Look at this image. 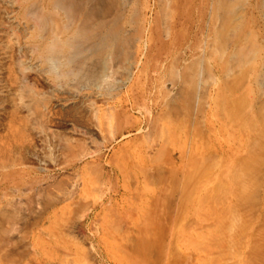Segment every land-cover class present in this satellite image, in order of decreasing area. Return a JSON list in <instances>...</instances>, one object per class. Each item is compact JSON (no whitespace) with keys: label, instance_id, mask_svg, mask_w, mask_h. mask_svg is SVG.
<instances>
[{"label":"rangeland","instance_id":"1","mask_svg":"<svg viewBox=\"0 0 264 264\" xmlns=\"http://www.w3.org/2000/svg\"><path fill=\"white\" fill-rule=\"evenodd\" d=\"M36 1L37 0H0V255L2 256V253L5 252L8 254L11 253L7 256L8 258L6 257L7 259H2L0 256V264H157L150 261L156 252L163 258H159L158 264H185V260L187 261L189 257L191 258L190 264H199L200 261V264H208L209 261V264H211L213 262L212 259H214L213 264H215L216 259L219 261L217 264H223L225 260L226 263L229 264V259L227 260V258H230L229 256L233 258V260L230 259L232 263L235 257L239 259L238 256L240 254L238 255V252L240 251H238V247L243 248L240 249L242 250L241 253H243L242 256H246V261L245 259L242 260L243 258L240 257L239 263L254 264L256 259L252 260V257L256 258L253 256V253L256 255L255 250L257 249L255 248L258 246L257 243L259 242L261 245L264 243V144L262 142V140H264V124L262 125L261 121L257 122L258 117L262 118L260 114H264V110L260 113V111L264 109L261 107L262 104L264 105V83H262V86H260V84L257 86V84H253L252 81H250L251 83L246 82L247 85L250 84L249 86H253V88L250 87V89L253 90L252 92L250 91L251 95L249 91L246 92L247 96L244 91L241 92V90L249 88L247 85H244V87L241 86L242 88L240 87L241 89L239 88V90H237L239 95H237L235 91L237 96L242 94V98L248 97L249 107L248 105H246V107L243 101L241 102L242 106L244 108L246 107L244 116L247 111L252 114L251 110L253 109V118L254 120L257 119L254 124L260 123L263 126L261 128L260 124L257 125V129H260L261 141H258L259 144L256 142V145H251L253 147L249 145V149V146L246 144L249 141L250 143L253 141L252 138L253 134H255V130L252 132V129L247 125L246 128L249 129L244 131H248L247 134H249L243 137L241 123H238L240 125V131L242 129L241 134L240 131H237L239 125L236 122L232 121L236 123V125L234 123V125H230V119L228 118V120L226 117L234 114L233 110L235 107L233 109L231 105L232 108L230 109H232V114L229 112L231 110H228L232 100V104L235 105V103H233L234 98L232 99L233 96L231 97L232 100H229L230 103L228 101L229 104L223 103L224 101L226 102V98L228 99L229 97L230 99L229 93H231V90L229 92V89L225 87L229 82H224L226 83L224 86L222 83L223 75L218 76V74H214V71H216L214 69L218 68V66L220 68V65H222V63L219 62L223 61L218 57H220V54H223V50H221V45L218 43L220 41L217 39V35L214 31L209 33L211 26L214 27L213 24L215 22V19L211 20L212 4L210 5V0H181L183 3L180 0H176V2L168 0H164L165 2L163 0H149V2L148 0H129V2L126 0L125 2L128 1V3L123 11V18L120 20V24L117 22L116 24L118 25L115 26H122H120V33L123 35L128 31L130 32L126 35L129 37L132 35V38L135 40L134 42L133 39H131L135 44H131L132 47L133 45L135 46V50L131 48V50H134L135 56L134 53H131L132 57L134 56L132 58L134 61L131 62L132 65L130 64L131 59L128 60V64L131 66L126 64L127 60L123 61V63L121 61L124 65L123 67L120 60H124L125 58L123 57L122 59L118 51L113 52L114 50H109L107 55L106 52L105 54H103L104 52L98 53L99 55L103 54L102 56L96 54L98 51L100 52L101 49L100 46L97 45V41H99L100 35L105 33L102 28L99 29L100 31L98 33L97 30H93V33L86 34V36H90L89 38L86 37V39H84V36V38H81L80 42L79 39L75 40V45L74 41H70V43L69 41L68 43L65 42L66 37L69 38V36L74 34L73 31L79 30L78 27H81L79 26L80 24L83 26V23L86 22L84 26L87 27L86 29L90 32V24H93V19L98 16L93 17L91 15L89 8L91 7V0H68L67 3L66 0H63V2L65 1L64 3H66L65 8L54 6L57 2L56 0L37 1L40 3ZM206 1L209 3L207 4ZM31 2L35 5L37 4L35 9H33L35 6L33 8L31 7L33 6ZM63 2L62 5L64 4ZM259 3L262 4V0H259ZM29 4L31 6H29ZM166 4L167 7L170 8L169 11L166 10L169 15L165 13L162 15L163 10L159 9H161V6L163 9ZM40 6L43 8L41 9ZM177 6L179 7L177 8ZM59 8L63 9L60 10ZM67 8L68 11H64ZM135 9H138V11L136 12ZM172 9L174 12H171ZM51 10H56V12H58L56 13L53 11L55 12L54 15L57 14L59 16L60 19L56 18L60 20L61 26L63 22L65 23L64 25H66L65 29L66 27L68 28L65 30L64 27H61L62 34L59 32L61 35L57 37L58 42L60 39L61 41L64 40V46L60 47L63 48L59 49V53L56 52L51 54L52 57L56 55L55 58H58L57 60L62 64L58 63L60 66H57L59 69L61 68L60 70L58 69L60 71L58 73H62L61 75L59 74L60 76L53 72L52 67H50L52 70L49 69L46 59L48 56L50 57V54L46 56L47 52L45 46L48 45L49 41L52 40V36L55 35L54 31L52 33L55 25L49 20L52 19L49 14L52 13ZM30 11L31 13L29 14ZM190 11L192 12L189 13ZM196 11H198V14ZM202 12H204V14ZM32 13L35 14V17ZM172 13L174 17H172ZM213 13L214 10L212 14ZM247 14L248 17L251 18H248L249 21L246 23L245 27L256 31L257 41L261 42L264 46L263 12L260 13V11L254 7V9L249 8ZM83 15L91 16L93 19L91 18L92 20H89L87 17L90 23L88 21H82L84 20L83 18H85ZM164 15L168 16V19L170 16L171 19L168 21L167 18H164ZM70 16L71 18L69 19ZM37 17L39 18L37 19ZM67 17L69 20H67ZM129 17H133L132 19H135V21L131 20ZM107 18L109 19L110 25H107V28L104 27V29L106 28V31L114 30L112 27L115 21L110 19L111 17ZM207 18L209 19L208 23L206 21ZM210 21H213L212 25ZM168 22L170 23L167 24ZM85 27L83 29H81V27L80 29L84 30ZM165 27L169 28L166 29ZM87 30L85 32H87ZM124 31L126 32L123 33ZM131 31L134 32L131 33ZM7 32L11 33L8 34ZM164 32L169 35L165 37L164 35L166 34H164ZM134 34L136 37H134ZM9 35H11L10 40ZM91 35L93 39H90ZM87 39L90 40L85 42ZM139 39L140 41H138L137 44V40ZM82 40H85V43ZM6 42L11 45L10 51H8L5 46ZM94 42L96 43L94 44ZM81 43L83 44L81 45ZM95 45H97L99 49L96 48ZM88 46L89 49L93 47L96 49L85 50V47L88 48ZM71 49L72 51L75 49L78 52H71ZM90 53L91 56L95 54L94 56L97 57L98 60L100 57L103 59V56L107 61L111 60V64L106 63V65H110V70H108V66H106L107 68L102 67L112 74L111 76L110 74L107 76H110L107 80L103 79L107 78L104 77L106 74L103 75V78L99 76L100 79L102 78L105 81L97 79L98 72L96 74L94 69L96 71L103 70L99 68V66H101V64H98L100 60L99 62H94L95 64L91 63L92 60H98H95L97 59L95 57H92V59L89 55ZM110 54L111 57H113L111 59ZM113 54H118V56L120 54L121 59L117 56L119 60H117V63L119 62L117 65L119 66L116 65V55L114 56ZM60 57L62 58L60 59ZM220 58H222V56ZM89 60L91 64L88 63ZM112 61L114 63H112ZM89 65H92V67ZM209 65L213 71L211 68V70L209 69ZM87 66L88 68H85ZM195 66H197V69ZM80 67H82V69ZM194 68L197 71L196 73H193ZM199 68L202 70L199 71ZM79 70L82 71L80 72ZM107 70L104 71V73H107ZM223 71L230 76L228 78L227 75L226 77L224 75V77L232 80L233 77L231 76L233 75V71H228L226 65ZM78 72H83L84 75H86L84 76L83 73L81 75ZM93 72H95V74ZM224 72L223 74H225ZM230 72L231 75H229ZM75 73L76 76H73ZM100 73L104 74L103 72ZM210 73L212 75L214 74L215 77H212ZM197 74H200L198 77L202 76L201 80L197 77ZM88 75L90 77L95 75L93 78H95L97 82H93V78H89ZM190 75L197 78L198 85H195L196 88L199 86L197 91L195 87L183 84V80L186 81L188 78L190 79ZM87 77L92 81H87ZM185 77H187L186 80L183 79ZM112 79H114V81ZM86 81L88 83H86ZM106 81L108 85L105 86L104 83H106ZM117 82L120 83L116 84ZM97 83L101 84L95 87L94 84ZM81 84L83 86L87 85L83 87ZM183 85L188 86L184 87ZM200 85L203 87L201 86V88ZM22 86L24 90L21 88ZM217 88L218 90H216ZM225 88L229 96H226L228 94H226ZM201 89L204 91L208 89L209 95L207 96L206 94L208 93ZM22 90L24 92H22ZM220 90L223 92L221 96L218 95V92H221ZM186 91L189 93L187 94L189 97L188 100H192L195 95L198 98L195 97L196 99H193L191 103L188 102L189 104L186 102L188 105L184 104L183 107L185 108L182 109L183 107H181V105H183L182 103H185V101L180 102V100H182V97H185L184 100H187V95L183 96L181 92L185 93ZM194 92L196 94H194ZM210 92H212V94ZM216 92L218 96H215V98L220 96V98H218V104L221 101V103L228 106L225 108H227L229 116H227L228 113L225 115L227 112L225 109L220 111L222 115L219 113L220 106L222 105L221 103V105L219 104L220 106L216 105L217 108H215L216 106L214 103L217 104V98L214 100V95ZM20 93H23L22 97ZM30 93L31 95H28ZM190 93L194 96L192 97ZM30 97H33V100H31ZM170 100L172 101L170 102ZM207 100L209 102H207ZM174 101L177 104H174ZM235 102L239 103L237 100ZM250 102L253 103L251 104ZM260 102H262V104ZM200 103L204 105L202 106ZM30 104H32V107H30ZM171 104L174 105L171 106ZM197 104L200 106L198 107ZM250 104L253 105L251 110L250 108L252 106ZM175 105H178V107L180 106L182 111L187 109V107L189 108L190 105L192 108L194 106V109H189H191V111L196 110V113L192 115V112L189 113L188 109L187 111H183L184 114L182 115L184 116H182L181 113L179 114V112H182L181 109L174 107ZM169 106L174 110H169ZM242 106L237 107L243 108ZM239 108L236 109L239 110ZM178 109L180 110L179 112H177ZM237 110L234 111L236 112ZM162 111L164 112L161 113ZM185 112H187V115H185ZM217 112L223 120L219 118L216 114ZM238 112H241V110ZM206 114L207 117L205 116ZM235 114H237V112ZM174 116H177V119ZM217 116L218 118H216ZM246 116L249 117V115ZM246 116L243 117L244 120ZM230 117L231 120L234 119L232 116ZM224 118L228 122L225 121ZM250 119H252V117ZM244 120L243 122L246 123ZM252 120L249 121L252 123ZM226 123L230 126L229 128H226L228 127ZM196 126H198L199 131ZM231 126H237L238 129L234 127V129L230 130ZM218 129L221 133L216 132ZM233 130H235V132ZM232 132L234 135L231 134ZM256 133L258 132L256 131ZM220 134L224 138L219 136ZM249 135H251V140ZM208 137H210V139ZM214 139L216 140L214 141ZM217 139H219V141L221 140L220 143H222L225 148L232 147L228 149V155H225V157L223 156L225 162L220 159L221 156L215 153V148L218 146L217 143H219ZM231 139H234L236 144L235 141ZM240 139L242 141H240ZM262 145L263 147H260ZM85 151L87 152L84 153ZM247 151H249L248 153H250L251 156ZM231 152L233 154H231ZM252 153L254 154L252 155ZM180 154L185 157L180 156ZM212 154L214 157L211 156ZM193 155L194 158H192ZM230 155L234 156L230 161L231 163L228 164V156ZM237 155L238 160H241L245 155L246 158L247 155L248 157L250 156L249 159L253 158L251 159L252 161L250 160V162H254L253 168L248 169V159L246 163L247 169H245L246 166L244 167V164L236 163L235 159L237 161ZM206 157L207 159H205ZM208 157L211 159H208ZM217 158V161H223V165H220L222 164L220 161L221 163L217 162L218 166H216ZM194 159L195 161L193 163ZM181 160H183V162ZM202 160L205 165L208 164V166H206L207 168L210 167L209 169L205 168L206 172L204 168L202 169V167H205L203 162L201 163ZM240 160L238 162H240ZM205 161L208 163H205ZM180 162H182V164ZM209 162L211 164L213 163V166L209 165ZM214 163H216V165H214ZM119 167L120 169H118ZM250 167H252V165ZM250 169H252L251 172L249 171V174H247ZM246 171V174H242ZM138 180L140 183L137 185ZM132 181L135 182L132 183ZM171 182H173L174 185L170 184ZM176 182L178 184L175 186ZM88 183L90 185H88ZM85 185L89 187V191L86 190L87 186ZM218 187L227 189L221 190ZM136 188L139 190V193L135 192ZM145 188L149 191L145 190ZM217 188L219 189L218 192ZM84 189L86 192L88 191V194L85 192L83 194V199H79L80 201L78 197L72 199V195L78 192L80 193V191ZM220 191H222L225 196L224 198L220 197L222 196ZM169 192L173 197L170 194L168 195ZM102 193L103 195H101ZM212 193L215 195V198H220L218 202L214 196H212ZM214 193L221 194L216 195ZM109 196L110 198L114 196L112 198L118 199L117 206L110 205ZM200 197H203V199ZM162 198H164V200ZM205 198L208 200L209 204L207 201H204L202 202L203 204L200 203L202 205L199 207L198 203L205 200ZM214 200L216 201L214 202ZM231 202L232 204L235 203V208L232 207L233 205L230 206ZM237 202H242L244 206L237 205ZM87 203H89L88 208H86ZM211 204L212 206L215 205L213 207L215 208V212H217L216 215L215 213L213 214L214 209L211 207ZM190 205H192V207ZM203 205L205 206L203 207ZM120 206H123L124 208H122L125 211H123ZM216 206H221V208ZM142 207H144L146 211L142 209ZM165 207L169 208L164 210ZM229 207L233 209L230 210ZM225 208L229 209V211H225ZM218 209L219 211H217ZM221 209H223L222 212ZM119 212L124 219L120 216ZM182 212L187 213L182 214ZM199 213L202 214L200 215ZM223 214H225V216ZM178 215L181 220L178 218L175 219ZM219 215L222 219H218H221L222 223L221 220H219L220 222L218 219L216 220ZM203 216L206 217L204 220H197L200 217L203 218ZM211 216H214L215 220ZM147 218H149V220L151 219L153 224L146 231H142L141 233L137 232V234L136 224L141 225ZM192 218L193 221L191 220ZM165 219L169 220V222L164 221ZM194 219L196 223L198 222L197 224L191 223L194 222ZM213 220L215 221V224L213 223L214 226L212 227V224L209 227L216 236L218 235V238L220 237L219 235H221L222 240L220 241V238L218 239L216 236L214 238L210 237L214 236V233H210L207 227ZM233 220H235V222H233ZM112 221L114 226L117 223L121 225H116L115 227L118 228H114L113 230V227L110 226H113L112 223L110 224ZM171 221L174 222L171 223ZM177 221L178 225H174ZM114 222L117 223L115 224ZM216 222L221 223L220 225L218 223L219 227L222 225V228H225V226L226 228H219ZM223 223H225V226ZM193 226H196L198 233L195 232V227ZM197 226L201 227L202 230V227H204L203 231L205 232H202ZM119 227L123 229V232L127 231L125 233V238L122 236L125 234L120 232L121 229H119ZM181 227L183 229H181ZM127 228H129V230H127ZM131 228L134 230V233L133 231L131 232ZM217 228L220 229L219 234ZM118 229L120 231H118ZM170 231L171 235L168 233ZM201 232L202 234L205 233L204 239ZM221 232L223 233L221 234ZM164 233L170 235L169 239L171 244L170 242L168 243V239L163 241L161 238H158ZM174 233L176 238L175 240H171V236L174 238ZM136 234L137 236L134 238ZM151 235L156 236L155 241H151L154 242L153 246H149L151 255L145 262H139L143 258L140 253L141 249L139 247L142 246L140 243L147 240ZM205 235L206 237L208 236V239H217L216 242H212L211 239L208 240L213 245L217 243V241H219V243H217L219 244L217 245L219 248L223 245V249H220V252L221 250L223 252L221 253L223 254L221 255L222 258H220L221 256L217 258L216 255L219 251L216 249L218 247L215 244L214 249L211 243H207L208 241L205 239ZM128 237L129 242H127ZM232 237L233 239L229 240V238ZM138 238L142 239L139 240ZM227 238L231 241L230 243L227 241ZM240 238H242V240H240ZM235 239H238V242H243V240L244 242L240 244L236 242ZM200 241L202 243H200ZM232 241L234 244H238V246L236 247ZM126 242L129 243V245ZM252 242H255L257 245H253L255 246L253 250L251 248L252 246H250V244H253ZM228 243L231 245L230 248H227ZM198 244H200V246ZM220 244L222 245L220 246ZM229 244L228 246H230ZM232 244L236 247V251H232L234 253L230 255L228 250H235ZM198 247H200V250ZM201 247L206 248L204 249ZM126 250L129 252H126ZM173 250L176 251V255ZM160 251H163V254H159ZM171 251L174 252V256H177L176 260H173L174 257L171 258L173 255H168L169 252L171 254ZM213 251L217 254L215 255ZM243 251L245 254L247 251L248 258L247 254L245 255ZM138 253L140 254L138 255ZM179 254L185 255H181L182 259H180L181 257ZM129 255L130 257H128ZM211 255H215L216 258ZM202 258L203 260H200ZM160 259L162 260L161 263ZM235 262L239 264L237 261Z\"/></svg>","mask_w":264,"mask_h":264},{"label":"bare ground","instance_id":"2","mask_svg":"<svg viewBox=\"0 0 264 264\" xmlns=\"http://www.w3.org/2000/svg\"><path fill=\"white\" fill-rule=\"evenodd\" d=\"M37 1H39V0H37ZM36 1V2H37ZM41 1V0H40ZM57 2L54 4V6H56V7H66V3H67V1L68 0H66V3H64L63 2V0H56ZM81 1V0H80ZM90 1V0H89ZM126 0H91V7H89L90 8V11H91V15L93 16V17H95V16H97L95 19H93V17H91V16H85V15H83V16H85V18H83L84 20H82V21H88L87 20V17L89 18V20L92 18L93 19V24H90L91 26H90V32H88V30L86 29L87 27H85L84 25H85V23H83V22H81V23H83V26H82V24H80L79 26H81V27H78V29L79 30H76V31H73L74 32V34L73 35H71V36H69V38L68 37H66V40H65V42H67L68 43V41H69V43H70V41H74V45H75V40H78L79 39V42L81 41V38H84V36H85V38L84 39H86V37L87 38H89L88 36H86V34H88V33H93L94 31H96L97 30V33L100 31L99 29L100 28H102L103 29V32H105V33H103V35H100V37H99V41H97V45L98 46H100V52L98 51L96 54H100V53H102V52H104L103 54H105V52H106V55H107V52H109V50H111V51H113V52H115V51H118L120 54H121V58L123 59V57L125 58L124 60H120V63H121V61H122V63H123V61H125V60H127V65L128 66H131L132 65V63L131 62H133L134 60L132 59L134 56H135V53H134V50H135V44H134V42H135V40L132 38V35H130V37L129 36H127L128 34L127 33H130L129 31L126 33V34H122V33H120V31H121V25H119V26H115V25H118V24H120V20L123 18V11H124V9H125V7H126V4L128 3V1L127 2H125ZM164 1V0H163ZM165 1H167V0H165ZM164 1V2H165ZM168 1H175L176 2V0H168ZM181 1V0H180ZM184 1V0H183ZM189 1V0H188ZM196 1V0H195ZM201 1H203V0H201ZM253 1H254V3H253ZM62 2L64 3L63 5H62ZM130 2V1H129ZM134 2H136V1H134ZM148 2H149V0H148ZM161 2V1H160ZM170 2V3H171ZM182 2V1H181ZM180 2V3H181ZM193 2V1H192ZM207 2V1H206ZM31 3H33V2H31ZM30 3V4H31ZM37 3H40V2H37ZM168 3V2H167ZM183 3V2H182ZM188 3V2H187ZM209 2H207V4H208ZM29 4V6H31ZM169 4V3H168ZM177 4H178V2H177ZM192 4V3H191ZM195 4V3H194ZM212 4V12H213V10H214V13L212 14V12H211V20H213V19H215L214 21V24H213V26L214 27H212L211 26V28H210V32L209 33H211V31H214V33L217 35V39H219V41L220 42H218V43H220V45H221V50H223L222 51V53L223 54H220V53H218V54H220L219 56L221 57L222 56V58H220V57H218L221 61H223V62H219V63H222V65H220V68H219V66L218 65H216V66H218V68H215L214 70H216V71H214V74L215 75H217L218 74V76H222L221 78L223 79V85L225 86L226 85V83H224V82H229V84L227 83V86H225L227 89H229V92H230V90H231V93H229L230 94V99H229V97H228V99L226 98V102L224 101H222L223 103H228V101L229 100H232L233 98H234V102L233 103H235V105H233L232 104V101H231V103H230V101H229V103H230V107H229V109L228 110H231V111H229L230 113L232 112V109H230V108H232L231 107V105L233 106V109H234V107H235V109L234 110H237L236 108H239V107H241L242 106V104H241V102L243 101V103H245L244 105L246 106V105H248V107H249V104H248V102H249V100H248V97H244V98H242L243 96H242V94H240V96H237V95H239V93L237 92V90H239V88L241 87V86H243L244 87V85L246 86L247 84H246V82H249V83H251L250 81H252V83L254 84H257V86L260 84V86H262L263 84L262 83H264V46L261 44V42H258L257 41V33H256V31H253V30H250V28L248 29V27H245V25H246V23L249 21V19L251 18V17H248V14H247V12H248V9L249 8H251V9H254V7H256L259 11H260V13H262L263 12V19H264V0H262V4H260L259 3V0H210V5ZM33 6H31L33 9H35L36 8V5L33 3L32 4ZM65 5V6H64ZM69 5V4H68ZM133 5H134V3H133ZM135 5H136V3H135ZM157 5H158V3H157ZM170 5V4H169ZM183 5V4H182ZM190 5V4H189ZM198 5V4H197ZM253 5V6H252ZM192 6V5H191ZM194 6V5H193ZM205 6V5H204ZM41 7V9L43 8L42 6H40ZM39 7V8H40ZM134 7V6H133ZM158 7H159V5H158ZM164 7V6H163ZM166 7V8H165ZM163 9H162V6H161V9H159V10H163L162 11V15H163V13H165L166 15L168 14V12H166V10H168L169 11V7H167V4H166V6H165ZM179 6H177V8H178ZM190 7V6H189ZM214 7V8H213ZM135 8V7H134ZM168 8V9H167ZM186 8H187V6H186ZM198 8V7H197ZM29 9V8H28ZM41 9H40V12H41ZM52 9H54V8H52ZM60 10L61 9H63V8H59ZM148 9H150V8H148ZM174 9V8H173ZM173 9H172V11L171 12H174L173 11ZM190 9H191V7H190ZM32 10V9H31ZM189 10V9H188ZM199 10H200V8H199ZM204 10V9H203ZM210 10V9H209ZM34 11V10H33ZM53 11H55L56 12V10H51V12L53 13H49L50 14V17L52 18V19H49L50 21H52L51 23L53 24V25H55V27L53 28V30H52V33H53V31H54V34L55 35H53L52 36V40L51 41H49V43H48V45H46L45 46V49H46V52H47V55L46 56H48V54H50V57L48 56V58H46L47 59V62H48V66H49V69H50V67H52V69H53V72L54 73H57L58 75L60 74H62V73H58V72H60L59 70L61 69H59L58 67L60 66V62L57 60L58 58H55L56 57V55H55V57L53 56H51V54H53V53H59V49H62V48H60L61 46H64V40H62L61 41V39H60V41L58 42V39H57V37H58V35L60 36L61 34H62V32H61V27H64V29H65V26L66 25H64L65 23H63L62 22V26H61V22H59L60 20H58V19H60L59 18V16L57 15V14H55L54 15V13L55 12H53ZM64 11H68V8L66 9V10H64ZM135 11L137 12L138 11V9L136 10L135 9ZM252 11V10H251ZM250 11V12H251ZM39 12V11H38ZM70 12V11H69ZM131 12L133 13V11L131 10ZM170 12V13H171ZM178 12V11H177ZM192 11H190L189 13H191ZM208 12V11H207ZM28 13V12H27ZM31 13V11L29 12V14ZM56 13H58V12H56ZM87 13V12H86ZM146 13V12H145ZM144 13V14H145ZM147 13H148V11H147ZM196 13L198 14V11H196ZM203 14H204V12H202ZM33 14V13H32ZM37 14H40V13H37ZM68 14V13H67ZM131 14V13H130ZM130 14H129V16H130ZM134 14H136V13H134ZM176 14V13H175ZM178 14V13H177ZM200 14V13H199ZM35 14H33V16H34ZM57 15V16H56ZM138 15V14H137ZM149 15V14H148ZM147 15V16H148ZM169 15V14H168ZM193 15V14H192ZM31 16V15H30ZM67 16V15H66ZM165 16V15H164ZM164 16H162V17H164ZM250 16V15H249ZM35 17V16H34ZM33 17V18H34ZM39 17H40V15H39ZM39 17H37V19L39 18ZM58 19H57V18ZM107 17H111L110 19H112L113 21H115V23H114V26L112 27V28H114V30L112 29V30H107L106 31V28H107V25H110V22H109V19L107 18ZM138 17V16H137ZM136 17V18H137ZM161 17V18H162ZM172 17H174L173 16V13H172ZM190 17H192V16H190ZM196 17V16H195ZM198 17V16H197ZM41 18V17H40ZM71 18V16L69 17V19ZM131 20H134L135 21V19H132L133 17H129ZM165 19L167 18V20L169 21L171 18H170V16H169V19H168V16H165L164 17ZM164 18H162V19H164ZM183 18V17H182ZM185 18H186V16H185ZM249 18V19H248ZM68 19V17H67V20H69ZM86 19V20H85ZM91 19V20H92ZM129 19V20H130ZM164 19V20H165ZM177 19V18H176ZM180 19H181V17H180ZM191 19V18H190ZM193 19V18H192ZM164 20H162V21H164ZM208 18H207V23H208ZM54 21V22H53ZM186 21V20H185ZM40 22V21H39ZM39 22H36V23H39ZM55 22H56V24H55ZM72 22V21H71ZM89 23H90V21H88ZM87 22V23H88ZM118 22V24H116ZM212 22L213 21H210V23H211V25H212ZM60 23V24H59ZM92 23V22H91ZM170 22H168L167 24H169ZM180 23V22H179ZM187 23V22H186ZM193 23V22H192ZM164 24V23H163ZM163 24H162V26H163ZM64 25V26H63ZM71 25V24H70ZM134 25H135V23H134ZM121 26V27H120ZM132 26V25H131ZM130 26V27H131ZM168 26V25H167ZM210 26V25H209ZM69 27V26H68ZM85 27V29L87 30V32H85L86 30L84 29V30H81V29H83ZM89 27V26H88ZM104 27H106L105 29H104ZM133 27V26H132ZM203 27V26H202ZM40 28V27H39ZM81 28V29H80ZM128 28V27H127ZM166 29L167 28H169V27H165ZM68 28L66 27V29L65 30H67ZM60 30V31H59ZM94 30V31H93ZM126 30V29H125ZM93 31V32H92ZM166 31H168V30H166ZM208 31H209V28H208ZM12 32V31H11ZM10 32V33H11ZM56 32V33H55ZM58 32V33H57ZM59 32L61 33V34H59ZM85 32V33H84ZM126 31H124L123 33H125ZM134 32V31H133ZM132 31H131V33H133ZM140 32V31H139ZM8 33V32H7ZM10 33H8V34H10ZM14 33V32H13ZM135 33H136V30H135ZM201 33V32H200ZM8 34H7V38H8ZM137 34V33H136ZM164 34H166L165 32H164ZM12 35V34H11ZM11 35H9V40H10V37H11ZM57 35V36H56ZM69 35V34H68ZM126 35V36H125ZM169 35V34H168ZM167 34L166 35H164L165 37L166 36H168ZM200 35V34H199ZM81 36V37H80ZM125 36V37H124ZM94 37H95V35H94ZM134 37H136L135 36V34H134ZM139 37V36H138ZM6 38V37H5ZM60 38V37H59ZM96 38V37H95ZM90 39H93L92 38V35H91V38ZM90 39H87L86 41L85 40H82L83 42L85 41V42H87V41H89ZM131 39H133V41H131ZM138 39V38H137ZM199 39V38H198ZM261 40H263V39H261ZM7 41H8V39H7ZM138 41H140V39L139 40H137V44H138ZM78 42V41H77ZM84 42V43H85ZM132 42V43H131ZM197 42H198V40H197ZM9 43H10V41H9ZM8 42H6V44H5V46H6V48H7V50L8 51H10V47H11V45L9 44ZM72 43V42H71ZM96 42H94V44H95ZM142 43V42H141ZM217 43V42H216ZM73 44V43H72ZM80 44V43H79ZM83 43H81V45H82ZM93 44V45H94ZM131 44H134L133 45V47L131 46ZM145 44V43H144ZM97 45H95V47L96 48H98L97 47ZM219 45V44H218ZM217 45V46H218ZM89 46H90V44H89ZM89 46H88V48L87 47H85L86 49L85 50H87V49H89ZM59 47V48H58ZM95 47H93V48H90V49H96ZM220 47V46H219ZM131 48H134V50H131ZM213 48V47H212ZM217 48V47H216ZM89 49V50H90ZM99 49V48H98ZM146 49V48H145ZM214 49V48H213ZM83 50H84V48H83ZM209 50V49H208ZM218 50V49H217ZM68 51V50H67ZM73 51H75L74 53H76V51L77 50H73ZM72 51V49H71V52H73ZM133 51V52H132ZM210 51V50H209ZM214 51V50H213ZM220 51V50H219ZM70 52V51H69ZM78 52V51H77ZM82 52V51H81ZM203 52V51H202ZM74 53H72V54H74ZM79 53H80V51H79ZM78 53V54H79ZM93 53H95V52H93ZM131 53L133 54L134 53V56L132 57V55H131ZM143 53V52H142ZM146 53V52H145ZM98 54V55H99ZM102 54V55H103ZM112 54V53H111ZM111 54H110V59L111 58H113V57H111ZM120 54H119V56H118V54H113L114 56L116 55V61H115V63H116V65L119 63H117V58L119 57L120 58ZM262 54V55H261ZM77 55V54H76ZM90 55V57L92 58V57H95L94 55L95 54H93L92 56H91V53L89 54ZM89 55H88V57H89ZM97 55V56H98ZM102 55H99V56H102ZM105 55V56H106ZM136 55H137V53H136ZM98 56V57H99ZM109 56V55H108ZM108 56H107V58H108ZM118 56V57H117ZM88 57H86V58H88ZM62 57H60V59H61ZM91 58H88V59H91ZM95 58H97V57H95ZM94 58V59H95ZM120 58V59H121ZM81 59V58H80ZM93 59V58H92ZM132 61H131V60ZM135 59V58H134ZM217 59V58H216ZM95 60H98V58L97 59H95ZM99 60H100V63H98V64H101V66H99V65H97V66H99V68L100 69H102L103 71H101L97 66H95V67H97V69H99L100 71H96L95 69H94V71L96 72V74H97V72H98V76H97V79H100L99 78V76L100 77H102L103 78V75H105L104 77H107L109 74H110V76L112 75L111 73H110V71H108V70H110V65H106V63H108V64H111L110 62H111V60L108 62L107 61V59L105 58L104 59V56H103V59L100 57L99 58ZM99 60L98 61H93L92 60V62L91 63H96V62H99ZM128 60H130V64H128L129 62H128ZM201 60V59H200ZM219 60V61H220ZM58 61V62H57ZM88 61V60H87ZM86 61V62H87ZM119 61V60H118ZM75 62V61H74ZM194 62V61H193ZM201 62V61H200ZM58 63H60V64H58ZM73 63V62H72ZM84 63H85V61H84ZM88 63H90V60H89V62ZM90 63V64H91ZM94 63V64H95ZM112 63H114L113 61H112ZM121 63V65H122V67L124 66L123 64ZM189 63H191V62H189ZM70 64H71V62H70ZM75 64V63H74ZM124 64H125V62H124ZM125 64V66L127 67V65ZM182 64V63H181ZM186 64H188V63H186ZM196 64V63H195ZM216 64V63H215ZM218 64V63H217ZM226 65V67L228 68V71H233V75L231 76V77H233L232 78V80H230V79H228L230 76H228V73L226 74L223 70H224V68H225V65ZM14 65V64H13ZM62 65V64H61ZM73 65V64H72ZM83 65V64H82ZM86 65V64H85ZM214 65V64H213ZM212 65V66H213ZM58 66V67H57ZM90 66V65H89ZM106 66H108V70L107 69H103L104 67H106ZM117 66H119V65H117ZM57 67V68H56ZM65 67V66H64ZM90 67H92V65L90 66ZM94 67V66H93ZM103 67V68H102ZM182 67V66H181ZM196 67V69H197V66H195ZM199 67H201V66H199ZM215 67V66H214ZM63 68V67H62ZM81 69H82V67H80ZM84 68V67H83ZM85 68H88V66L87 67H85ZM107 68V67H106ZM121 68V67H120ZM125 68V67H124ZM211 67H210V65H209V69H210ZM48 69V68H47ZM47 69H45V70H47ZM52 69H50V70H52ZM59 69V70H58ZM129 69V68H128ZM184 69V68H183ZM186 69V68H185ZM190 69H191V66H190ZM196 69L194 68L193 69V73H196L197 71H196ZM212 69V68H211ZM210 69V70H211ZM56 70V71H55ZM107 70V73L105 72L104 73V71H106ZM114 70V69H113ZM120 70V69H119ZM122 70H124V69H122ZM126 70V69H125ZM202 69L201 68H199V71H201ZM227 70V69H226ZM80 72L82 71V70H79ZM85 71V70H84ZM116 71V70H115ZM114 71V72H115ZM187 71V70H186ZM190 71V70H189ZM195 71V72H194ZM212 71H213V69H212ZM225 73V74H223V72ZM228 71H226V72H228ZM80 72H78V73H80ZM89 72V71H88ZM95 72H93L94 74H95ZM100 72H103L104 74H102V73H100ZM112 72V71H111ZM114 72H113V76H114ZM185 72V71H184ZM183 72V73H184ZM231 72H230V74L229 75H231ZM77 73V72H76ZM76 73H75V75H73V76H76ZM83 73V72H82ZM82 73H80L81 75H82ZM118 73V72H117ZM201 73V72H200ZM211 73H213V72H211ZM210 73V74H211ZM222 73V74H221ZM235 73V74H234ZM79 74V75H80ZM92 74V73H91ZM90 74V75H91ZM100 74V75H99ZM101 74H102V76H101ZM116 74V73H115ZM184 74H186V73H184ZM188 74V73H187ZM212 75V77H215V75ZM57 75V76H58ZM59 75V76H60ZM67 75V74H66ZM66 75H65V77H66ZM80 75V76H81ZM83 75H84V73H83ZM86 75V74H85ZM84 75V76H85ZM182 75V74H181ZM196 75V74H195ZM200 75V74H199ZM198 74H197V77L199 76ZM208 75H209V73H208ZM224 75H225V77H226V75L228 76V78L226 79L225 77H224ZM72 76V77H73ZM89 76V75H88ZM95 76V75H94ZM93 75H92V77H90L89 76V78H93L94 77ZM109 76V77H110ZM185 76V75H184ZM187 76V75H186ZM193 76V75H192ZM191 75H190V79L188 78L187 79V77H185V78H183V79H187L186 81H184L183 79V84H188L190 87H195V90L197 91V89H198V87L196 88V86L198 85L197 84V78H195V77H192ZM210 76V75H209ZM109 77H107V78H103V79H108ZM201 77L202 76H200V77H198V78H200V80H201ZM82 78V77H81ZM85 78V77H84ZM88 78V77H87ZM89 78L87 79V81H92L93 80V82H97V80L95 79V78H93L92 80H89ZM100 79L101 81H105V80H103V79ZM56 79H57V77H56ZM80 79V78H79ZM219 79V78H218ZM61 80V79H60ZM96 80V81H95ZM113 81H114V79H112ZM199 80V81H200ZM225 80H228V81H225ZM64 81V80H63ZM86 81V83H88ZM100 81V82H101ZM170 81H172V80H170ZM222 81V80H221ZM62 82V81H61ZM65 82V81H64ZM75 82V81H74ZM79 82V81H78ZM182 82V81H181ZM186 82V83H185ZM202 82V81H201ZM92 83V82H91ZM102 83V82H101ZM101 83H99V84H101ZM111 83V82H110ZM118 83H120V82H117L116 84H118ZM173 83V82H172ZM213 83V82H212ZM245 83V84H244ZM59 84H60V81H59ZM64 84V83H63ZM76 84V83H75ZM93 84V83H92ZM91 84V85H92ZM99 84L97 83V84H94L95 85V87L96 86H99ZM105 84V86L106 85H108V83H107V81H106V83H104ZM182 84V83H181ZM201 84V83H200ZM211 84V83H210ZM82 85V84H81ZM81 85H80V87H81ZM85 85V84H84ZM87 85V84H86ZM85 85V86H86ZM112 85V84H111ZM187 85V86H188ZM196 85V86H195ZM204 85V84H203ZM250 85V84H249ZM249 85H247V86H249ZM78 86V85H77ZM76 86V87H77ZM83 86V85H82ZM85 86H83V87H85ZM104 86V85H103ZM102 86V87H103ZM120 86V85H119ZM118 86V87H119ZM122 86V85H121ZM184 87H187V86H185V85H183ZM202 85H200V87H201ZM206 86V85H205ZM256 86V87H257ZM180 87H182V86H180ZM203 87V86H202ZM201 87V88H202ZM208 87V86H207ZM250 87H252L253 88V86H249V88H245L244 90H241V92L242 91H244L245 93L246 92H248L249 91V94L251 95V93H250V91L252 92L253 90L252 89H250ZM23 90H24V87L22 86L21 87ZM77 88H79V87H77ZM104 88V87H103ZM109 88V87H108ZM116 88V87H115ZM120 88V87H119ZM210 88V87H209ZM226 88H225V92H227V90H226ZM242 88V87H241ZM240 88V89H241ZM255 88V87H254ZM19 89V88H18ZM99 89V88H98ZM101 89V88H100ZM117 89V88H116ZM186 89V88H185ZM192 89V88H191ZM204 89V88H203ZM203 89H201V90H203ZM206 89V88H205ZM250 89V90H249ZM22 90V92H24ZM105 90H107V89H105ZM181 90V89H180ZM184 90V89H183ZM187 90V89H186ZM216 90H218V88L216 89ZM192 91H194V90H192ZM204 91V90H203ZM221 91V90H220ZM235 91L237 92V95H236V93H235ZM31 92V91H30ZM34 92V91H33ZM178 92H180V91H178ZM188 91H186L185 93L183 92H181V94H183V96H186L187 94H189V93H187ZM191 92V91H190ZM204 92H207L208 94H206V93H204V94H206L207 96L209 95V90L207 89V91H204ZM243 92V93H244ZM17 93H19V92H17ZM192 93V92H191ZM190 93V94H191ZM211 94H212V92H210ZM215 93V92H214ZM223 92L221 91V92H218V95H220L221 96V94H222ZM21 94V93H20ZM23 94V93H22ZM22 94L20 95L21 97H22ZM194 94H196L195 92H194ZM202 94V93H201ZM226 94H228V92L226 93ZM229 94L228 95H226V96H229ZM28 95H31V93L30 94H28ZM176 95V94H175ZM192 95V94H191ZM217 95V92H216V94L214 95V100H216V98H217V104H215L214 103V105L216 106H220L221 104V106H220V109H219V113H220V111L221 110H223V109H225L226 111H227V108H225V107H228L227 105H225V104H223V103H221V101H220V105L218 104V98H220V96L219 97H216L215 98V96H218ZM246 96H247V93L245 94ZM24 96V95H23ZM35 96V95H34ZM194 95H192V97H193ZM197 96H198V94H197ZM213 96V95H212ZM233 96V97H232ZM20 97V98H21ZM174 97H176V96H174ZM181 97H182V95H181ZM181 97H179V98H181ZM187 97V100L189 99V97H188V95L186 96ZM192 97H190V98H192ZM196 95L194 96V98L193 99H196V98H198V97H196ZM200 97H201V95H200ZM210 97H211V95H210ZM231 97H232V99H231ZM241 99H240V98ZM251 97V96H250ZM33 98V97H32ZM31 97H30V99L31 100H33ZM185 98V97H184ZM184 98L182 97V100H180V102L181 101H185V103H182L183 105H181V107H183L184 106V104H187L188 102H192V100L190 101V100H184ZM225 98V97H224ZM210 99V98H209ZM244 99V100H243ZM174 100V99H173ZM176 100V99H175ZM204 100V99H203ZM213 100V99H212ZM211 100V101H212ZM219 100H221V99H219ZM225 100V99H224ZM238 101L239 103H240V105H239V103H237V102H235V101ZM241 100V101H240ZM36 101V100H35ZM172 100H170V102H171ZM202 101V100H201ZM252 101V100H251ZM30 103H33V102H31V101H29ZM39 102V101H38ZM178 102H179V100H178ZM187 102V103H186ZM200 102V101H199ZM204 102H206V101H204ZM203 102V103H204ZM207 102H209L208 100H207ZM259 102V101H258ZM35 103V102H34ZM173 103V102H172ZM194 103V102H193ZM192 103V104H193ZM228 103V104H229ZM247 103V104H246ZM251 103V102H250ZM253 103V102H252ZM251 103V104H252ZM261 104H262V102H260ZM29 104V103H28ZM37 104V103H36ZM174 104H177V103H175V101H174ZM173 104V105H174ZM179 104V103H178ZM189 104V103H188ZM187 104V105H188ZM191 104V105H192ZM201 104V103H200ZM205 104H207V103H205ZM236 104H237V106H239V107H237L236 106ZM250 104V105H251ZM31 106L30 107H32V104H30ZM172 104H171V106H173ZM187 105H186V107H187ZM190 105V106H191ZM195 105V104H194ZM198 105V107L200 106L199 104H197ZM196 105V106H197ZM202 105V104H201ZM204 105V104H203ZM202 105V106H203ZM224 105V106H223ZM27 106H29V105H27ZM171 106H169V110H174ZM189 106V108H191V109H194V106H193V108L192 107H190ZM206 106V105H205ZM208 106H209V104H208ZM217 106L215 107V108H217ZM252 107L250 108V110L253 108V105H251ZM264 105L262 104L261 105V107L262 108H264L263 107ZM29 107V108H30ZM174 107H178V105H175ZM243 107V106H242ZM247 107V106H246ZM245 107V108H246ZM152 108V107H151ZM178 108H180V106L178 107ZM185 107H183L182 109H184ZM188 107H187V109H185L186 111L189 109ZM206 108V107H205ZM245 108L243 107V108H239V110H237L236 112H237V114H235L236 112L233 110V113L234 114H232V115H230V116H232V118H234V119H236V120H231V117L229 116V112L227 111L226 113H225V115L228 113V115L227 116H229V117H226V119H230V125H236V123L238 124H240L241 125V127L243 128V137H245V136H247L248 134H247V132L248 131H244V130H247V129H249V128H251L252 129V132H254V130H255V134H253V141L250 143V141L249 142H247V146H251V145H256L257 143H258V141H261V135H260V129H257V125H259L260 123H256V124H254V122H256V120H254V118H253V109L251 110L252 111V114H250L251 112H249V111H247V113L245 114V116L246 115H249V117L251 116L252 117V119L254 120H252V119H250L248 116H246V118H245V120H244V118L243 117H245L244 116V112H245ZM261 108V109H262ZM176 109V108H175ZM181 109V108H180ZM182 109H181V111H182ZM191 109H189L188 111H189V113H191L192 112V115L194 114V113H196V110H194V111H191ZM197 109V108H196ZM201 109H202V107H201ZM200 109V110H201ZM243 109V110H242ZM248 109V108H247ZM185 110H183V111H185ZM218 110V109H217ZM216 110V111H217ZM241 110V112H238V111H240ZM263 110L264 109H262L261 111H260V113L261 112H263ZM175 111H177V110H175ZM180 110L178 109V111L177 112H179ZM183 111L182 112H179V114L181 113V115L182 114H184L183 113ZM198 111V110H197ZM164 111H162L161 113H163ZM167 112H169V111H167ZM171 112H174V111H171ZM225 112V111H224ZM248 112H249V114H248ZM187 112H185V115H187L186 114ZM219 113L217 112L216 114L219 116V118L221 117L220 115H219ZM241 113V114H240ZM168 114V113H167ZM178 114V113H177ZM179 114H178V117H179ZM221 115H222V113H220ZM191 115V114H190ZM212 115V114H211ZM261 116H262V118L260 117H258V120H257V122H260L261 121V124L263 125L264 124V114H260ZM162 116H164V115H162ZM182 116H184V115H182ZM206 117H207V114L205 115ZM218 116L216 117V118H218ZM233 116H235V117H233ZM174 117H176V119H177V116H174ZM186 117V116H185ZM205 117V118H206ZM200 118V117H199ZM247 118H249V119H247ZM172 119H175V118H172ZM179 119H180V117H179ZM197 119V118H196ZM221 119V118H220ZM225 119V118H224ZM225 119V121H227ZM228 119V120H229ZM206 120V119H205ZM221 120H223V119H221ZM243 120L246 122V123H244L243 122ZM249 120H252V123H251V121H249ZM175 121V120H174ZM198 121V120H197ZM212 121V120H211ZM224 121V122H225ZM232 121H234V122H236V123H234V122H232ZM177 122V121H176ZM228 122V121H227ZM243 122V123H242ZM248 122H250V123H248ZM232 123V124H231ZM234 123V124H233ZM201 124V123H200ZM225 124V123H224ZM223 124V125H224ZM227 124V123H226ZM238 124V125H239ZM250 124V125H249ZM260 124V125H261ZM237 125V126H238ZM240 125L238 126L239 127V129H238V127L236 126H231V128H230V130L231 129H234V127H235V129L237 128L238 130V132L240 131ZM248 125V127L249 128H246V126ZM261 125V128L263 127ZM198 126H200V125H198ZM198 126H196L197 128H198ZM213 126V125H212ZM225 126V125H224ZM226 126H228V124L226 125ZM216 127V126H215ZM230 126H228V127H226V128H229ZM197 128H196V130H197ZM212 128H214V127H212ZM155 129V128H154ZM156 129H158V128H156ZM250 129V130H251ZM226 130H228V129H226ZM249 130V131H250ZM198 131H199V128H198ZM208 131V130H207ZM234 132H235V130H233ZM241 131H242V129H241ZM241 131H240V134H241ZM256 131L258 132V133H256ZM214 132V131H213ZM216 132H218V133H221V132H219V129L216 131ZM229 132V131H228ZM215 133V132H214ZM230 133V132H229ZM251 133V132H250ZM231 134H233L234 135V133L232 132ZM245 134V135H244ZM239 135V134H238ZM252 135V134H251ZM251 135H249L250 136V140H251ZM255 135V136H254ZM219 136H221V134L219 135ZM235 136L237 137V135L235 134ZM235 136H233V137H235ZM242 136V135H241ZM194 137V136H193ZM221 137H223V136H221ZM232 137V138H233ZM209 139H210V137H208ZM224 138V137H223ZM223 138H221V139H223ZM212 139V138H211ZM235 139V138H234ZM234 139H231L232 141H235ZM239 139V138H238ZM241 139H242V137H241ZM240 139V141H242ZM216 139H214V141H215ZM218 141H219V139H217ZM247 140H248V138H247ZM209 141V140H208ZM221 141V140H220ZM220 141H219V143H220ZM238 141V140H237ZM245 141H246V139H245ZM245 141H244V144H245ZM69 142V141H68ZM257 142V143H256ZM262 142H263V144H264V140H262ZM261 142V143H262ZM217 143L218 144V146L215 148V153H217L219 156H221L220 157V159H224L223 158V156L225 157V155H228V149H230V148H232V147H230V148H225L224 147V145L222 144V143ZM239 143V142H238ZM260 143V144H261ZM225 144V143H224ZM235 144H236V141H235ZM259 144V143H258ZM69 145V144H68ZM213 145L215 146V144L213 143ZM247 146H245V147H247ZM250 146L248 147L249 149H250ZM253 146H251V147H253ZM260 147H263V145L262 146H260ZM255 148H256V146H255ZM255 148H254V150H255ZM186 149V148H185ZM253 149V148H252ZM248 150V149H247ZM251 151H253V150H251ZM250 151V152H251ZM87 151H85L84 153H86ZM182 152V151H181ZM185 152V151H184ZM190 152V151H189ZM192 152H193V150H192ZM212 152V151H211ZM249 151H247V153H248ZM214 153V154H215ZM246 153V154H247ZM90 154V153H89ZM184 154V153H183ZM193 154V153H192ZM216 154V155H217ZM231 154H233L232 152H231ZM249 155H250V153H248ZM254 153H252V155H253ZM259 154V153H258ZM87 155V154H86ZM185 155V154H184ZM184 155H181L180 154V156H183V157H185ZM195 155V154H194ZM194 155H193V157L192 158H194ZM205 155V154H204ZM217 155V156H218ZM83 156H85V155H83ZM179 156V157H180ZM211 156H213V154L211 155ZM234 156V155H233ZM233 156H228V164L229 163H231L230 161L232 160V157ZM251 156V155H250ZM250 156L248 157V155H247V158H246V155L244 156V157H242L241 158V160H240V162H238L239 160H238V155L236 156L237 157V161H236V159H235V162L236 163H241L242 165L244 164V167L246 166V163H247V166H249L248 167V169L249 168H253V166H254V162L252 163V162H250V160L251 159H253V158H251V159H249L250 158ZM199 157V156H198ZM214 157V156H213ZM235 157V158H236ZM182 158V157H181ZM202 158H203V156H202ZM244 158V159H243ZM254 158H255V156H254ZM82 159V158H81ZM183 159V158H182ZM185 159V158H184ZM195 159H196V157H195ZM195 159L193 160V163H194V161H195ZM205 159H207V157L205 158ZM208 159H211V158H209L208 157ZM242 159H243V161H242ZM247 159H248V161H247ZM200 160V159H199ZM213 160V159H212ZM218 160V158L216 159V163L217 162H219V163H221L222 162V164H220V165H223V161L222 160H220V161H217ZM182 162H183V160H181ZM208 161H210V160H208ZM214 161V160H213ZM227 161V160H226ZM252 161V160H251ZM182 162H180L181 164H182ZM203 162V160L201 161V163ZM207 161H205V163H206ZM211 162V161H210ZM209 162V165H211V166H213L211 163ZM225 162V161H224ZM208 163V162H207ZM216 163H214V165H216ZM195 164H197V163H195ZM200 164V163H199ZM203 164H204V162H203ZM235 164V163H234ZM201 165V164H200ZM205 165V164H204ZM252 165V167H250ZM71 166V165H70ZM206 166H208V164L207 165H205V167H202V169L204 168V170H205V172H206V169L205 168H207ZM216 166H218V163H217V165ZM247 166H246V168L245 169H247ZM215 167V166H214ZM220 167V166H219ZM222 167V166H221ZM210 167H208L207 169H209ZM233 168V167H232ZM118 169H120V167L118 168ZM117 169V170H118ZM123 169V168H122ZM244 169V170H245ZM204 170H203V172H204ZM251 170L252 169H250V170H248V173H247V171L245 172V173H242V174H249V171L251 172ZM8 174V173H7ZM243 176H245V175H243ZM119 177V176H118ZM117 177V178H118ZM119 180V179H118ZM130 180V179H129ZM79 181H80V179H79ZM89 181V180H88ZM125 181V180H124ZM127 182V181H126ZM126 182H124V183H126ZM135 182V181H134ZM133 181H132V183H134ZM175 182V181H174ZM140 183V181L138 180L137 181V185ZM170 184H173L174 185V183L173 182H171ZM176 184H178L177 182L175 183V186H176ZM88 185H90L89 183H88ZM149 185V184H148ZM173 185H171V186H173ZM84 186V185H83ZM85 186H87V185H85ZM124 186V185H123ZM174 187V186H173ZM223 187V186H222ZM88 186H87V189L86 190H88ZM172 188V187H171ZM171 188H170V191H171ZM219 189H223V190H225V189H227V188H221V187H218ZM217 188V192L219 191V189ZM81 190L80 191V193L78 192L77 194H75V195H72V199H76L75 197H78V200L79 199H83L84 197H83V194L86 192V190ZM91 189V188H90ZM126 190V189H125ZM145 190H148L147 188H145ZM89 191V190H88ZM88 191L86 192L87 194H88ZM127 191V190H126ZM149 191V190H148ZM213 191V190H212ZM230 191V190H229ZM74 192H77V191H74ZM121 192V191H120ZM136 193H139V190L136 188V191H135ZM165 192V191H164ZM216 192V193H217ZM221 193H222V191H220ZM226 192V191H225ZM123 193V192H122ZM216 193H214V194H216ZM221 193H219V194H216V195H220ZM227 193V192H226ZM90 194V193H89ZM126 194H127V192H126ZM170 194V192L168 193V195ZM101 195H103V193L101 194ZM129 195V194H128ZM171 195V194H170ZM205 195V194H204ZM222 196H220V197H222V198H224L225 196L223 195V193L221 194ZM124 196V195H123ZM123 196H121V197H123ZM126 196V195H125ZM172 196V195H171ZM206 196V195H205ZM212 196H214V198H215V195H213V193H212ZM112 197H114V196H112ZM110 198V196H109V198H110V205H118V199H116V198ZM120 197V198H121ZM162 197V196H161ZM169 197V196H168ZM173 197V196H172ZM217 197V196H216ZM101 198V197H100ZM99 198V199H100ZM171 198V197H170ZM180 198V197H179ZM200 198H202L203 199V197H200ZM207 198V197H206ZM206 198H205V200H203V201H201V202H199L198 204H199V207L203 204L202 202H206L207 201V203L209 204V202H208V200H206ZM213 198V199H214ZM221 198V199H222ZM98 199V198H97ZM103 199V198H102ZM163 200H164V198H162ZM168 199V198H167ZM185 199V198H184ZM184 199H183V202H184ZM208 199H209V197H208ZM216 200H217V202H218V199H220L219 197H218V199L217 198H215ZM78 200H74V201H78ZM170 200V199H169ZM195 200V199H194ZM198 200H199V198H198ZM216 200H214V202L216 201ZM80 201V200H79ZM95 201V200H94ZM123 201H124V199H123ZM122 201V202H123ZM210 201H211V199H210ZM224 201V200H223ZM222 201V202H223ZM195 202V201H194ZM193 202V203H194ZM219 202H220V200H219ZM189 203V202H188ZM200 203H202V204H200ZM88 204L89 203H87V207L86 208H88ZM122 204V203H121ZM217 205L219 204V203H216ZM237 205H239V206H244V204L242 203V202H237L236 203ZM84 205H85V203H84ZM83 205V206H84ZM124 205H126V204H124ZM123 205V206H124ZM163 205V204H162ZM182 205V204H181ZM185 205V204H184ZM220 205V204H219ZM233 205V206H232ZM90 206V205H89ZM94 206V205H93ZM122 206V207H123ZM168 206V205H167ZM170 206V205H169ZM191 207H192V205H190ZM205 205H203V207H204ZM209 206V205H208ZM213 206H215V205H213ZM212 206V204H211V207H213ZM230 206H232L233 208H235V203L234 204H232V202L230 203ZM111 207H113V206H111ZM121 206H120V208H122ZM202 207V208H203ZM216 207H218V208H221V206L219 207V206H216ZM223 207V206H222ZM227 207V206H226ZM90 208V207H89ZM113 208H115V207H113ZM124 208V207H123ZM122 208V209H123ZM169 208V207H168ZM167 207H165L164 208V210H167L168 209ZM190 208V207H189ZM232 208V209H233ZM118 209V208H117ZM137 209H138V207H137ZM142 209H144L145 210V208L144 207H142ZM207 209H208V207H207ZM211 209V208H210ZM214 209V210H213ZM213 214L215 213V215L217 214V212H215V208L213 207ZM229 209H230V207H229ZM229 209H227V208H225V211L227 210V211H229ZM232 209H230V210H232ZM209 210V209H208ZM123 211H125L124 209H123ZM122 211V212H123ZM146 211V210H145ZM217 211H219V209L217 210ZM223 211V209H221V212ZM118 212V211H117ZM121 212V213H122ZM188 212V211H187ZM186 212V213H187ZM210 212V211H209ZM123 213H125V212H123ZM186 213H183L182 212V214H186ZM211 213H212V211H211ZM219 213V212H218ZM223 213H226V212H223ZM119 214H120V212H119ZM197 214V213H196ZM200 215L202 214V213H199ZM204 214H205V212H204ZM221 214V213H220ZM181 215V214H180ZM191 215V214H190ZM224 216H225V214H223ZM228 215V214H227ZM226 215V216H227ZM120 216L123 218V216H122V214H120ZM161 216V215H160ZM193 216V215H192ZM221 216H222V214H221ZM221 216L219 215V216H217V218H216V220L218 219V218H221ZM120 217V218H121ZM180 216L178 215V216H176V218L175 219H180L179 218ZM194 217V216H193ZM214 220H215V217L214 216H211ZM223 217V216H222ZM118 218H119V216H118ZM165 218V217H164ZM163 218V219H164ZM206 217H204L203 216V218L202 217H200L199 219H197V220H204ZM225 218V217H224ZM232 218H234V217H232ZM124 219V218H123ZM175 219H173V220H175ZM222 219V218H221ZM221 219H218V221L219 220H221ZM118 220H120V219H118ZM181 220V219H180ZM192 221H193V218L191 219ZM213 220V222L211 223V224H209L208 225V229H209V231H210V233H212L213 231L212 230H210L211 228L209 227L210 225H212L215 221ZM224 220V219H223ZM229 220H230V218H229ZM228 220V221H229ZM236 220V219H235ZM235 220H233V222H235ZM164 221H168L169 222V220H164ZM176 221V220H175ZM206 221V220H205ZM209 222H211L210 220H208ZM237 221V220H236ZM172 222H174V221H171V223ZM180 222V221H179ZM195 222V223H194ZM194 222H191L192 224H197L196 223V221H195V219H194ZM220 222V221H219ZM219 222H216L217 223V225H218V223ZM224 222V221H223ZM225 222H226V220H225ZM109 223V222H108ZM113 224V221L112 222H110V224ZM115 224L117 223V222H114ZM119 223H120V221H119ZM221 223H222V220H221ZM221 223H219V225L221 224ZM110 224H108V225H110ZM153 224V221L150 219L149 220V218H147V220L145 221V222H143V223H141V225H137L136 224V233L137 232H139V233H141L142 231H146L151 225ZM178 225V221H177V223L175 222L174 223V225ZM206 224H208V223H206ZM205 224V225H206ZM215 224V223H214ZM214 224L212 225V227L214 226ZM224 224V226H225V223H223ZM227 224H228V222H227ZM117 226H119V225H121V224H119L118 225V223L116 224ZM115 225V226H116ZM173 225V224H172ZM219 225H218V227H219ZM236 225V224H235ZM111 227H113L112 229L114 230V228H116L115 226H114V224H113V226L112 225H110ZM203 226V225H202ZM222 226V225H221ZM220 226V227H221ZM223 226V227H224ZM230 226V225H229ZM233 226H234V224H233ZM173 227H175V226H173ZM193 227H195V232H197V230H196V226H193ZM219 227V228H220ZM228 227V226H227ZM110 228V227H109ZM118 228V227H117ZM116 228V229H117ZM135 228V227H134ZM189 228V227H188ZM197 228H200V230H202L201 229V227H198L197 226ZM203 228V230H204V227H202ZM225 228H226V226H225ZM225 228H222L221 227V229H225ZM119 229H121V231L119 230ZM119 229H118V231H120V232H122V233H126L127 231H125V229H124V231L125 232H123L122 230V228H120L119 227ZM132 229V228H131ZM181 229H183L182 227H181ZM186 229V228H185ZM213 229V228H212ZM218 229V228H217ZM127 230H129V228H127ZM188 230V229H187ZM202 230V232H205V231H203ZM205 230H206V228H205ZM219 230V232H218V234L220 233V229H218ZM111 231V230H110ZM133 231V233H134V230L132 229L131 230V232ZM182 231H184V230H182ZM186 231V230H185ZM222 231H224V230H222ZM174 232H176V231H174ZM202 232H201V235L203 236V239H204V234H202ZM207 232V231H206ZM122 233H121V235H122ZM168 233H170V235H171V231L170 232H168ZM168 233H164V234H161L158 238H161L163 241H166L167 239L169 240L168 241V243L170 242V235L168 234ZM198 233V232H197ZM196 233V234H197ZM214 233V232H213ZM212 233V234H213ZM223 232H221V234H222ZM118 234H120V233H118ZM138 234V233H137ZM137 234L134 236V238L137 236ZM178 235V234H177ZM207 235V234H206ZM206 235H205V237H206ZM239 235V234H238ZM105 236V235H104ZM112 236H115V235H112ZM122 236H124V238L126 237V234L125 235H122ZM199 236V235H198ZM216 236V234L214 233V236H210V237H212V238H214ZM218 236V235H217ZM216 236V238H218ZM220 237V239H219V241L220 240H222L221 239V235H219ZM143 237V236H142ZM146 237V236H145ZM174 238H172V236H171V240H175V233H174V236H173ZM178 237V236H177ZM208 237V236H207ZM205 238V239H207V241L208 240H210V239H208V238ZM98 238V237H97ZM117 238V237H116ZM123 238V239H124ZM234 238H235V236H234ZM237 238H239V237H237ZM243 238V237H242ZM242 238H240V240H242ZM127 239V238H126ZM139 239V238H138ZM142 239V238H141ZM141 239H139V240H141ZM155 239H156V236L155 235H151L147 240H144L143 242H141L140 244L142 245L141 247H139L140 249H141V251H140V253H141V255L143 256V258H142V260L141 261H139V262H145L146 261V259L151 255V251H149V249H150V245H152L153 246V244H154V242H151V241H155ZM202 239V238H201ZM224 239V238H223ZM233 239V237L232 238H229V240H232ZM116 240V239H115ZM120 240V239H119ZM136 240V239H135ZM139 240H138V242H139ZM212 240V239H211ZM216 240L217 239H213L212 240V242L213 241H215L216 242ZM225 240H226V238H225ZM228 240V238H227V241H229ZM236 240V239H235ZM118 241V240H117ZM125 241H127V240H125ZM219 241H217V243H219ZM127 242H129V237H128V241ZM126 242V243H127ZM149 242H151L150 244H148ZM231 241H229V243H230ZM236 242H238V239L236 240ZM242 241H239L238 243H240V244H243V242H244V240H243V242L241 243ZM258 242V241H257ZM256 242V243H257ZM200 243H202L201 241H200ZM207 243H211V242H207ZM217 243H215L216 244V246L217 245H219V244H217ZM228 243V244H229ZM232 243H233V241H232ZM253 243V242H252ZM128 245H129V243H127ZM127 244H125V245H127ZM131 244H133V243H131ZM147 244V245H146ZM170 244H171V242H170ZM212 244V243H211ZM210 244V245H211ZM215 244L213 245V247L215 246ZM228 244H227V248L229 247H231V245L230 246H228ZM234 244V243H233ZM232 244V246H234V245H236V247L238 246V244H234L233 245ZM239 244V245H240ZM255 244V242L253 243V244H250V246H252L251 248H252V250H253V248H255V246H257L255 249H257V250H255L256 251V255H255V253H253V256H255L256 258H253L252 257V260H254V259H256L255 260V262H254V264H264V243H262V245L258 242L257 243V245L255 244V246H253ZM124 245V244H123ZM199 246H200V244H198ZM205 245H206V243H205ZM212 245H211V247H212ZM222 244H220V246H221ZM261 245V246H260ZM132 246V245H131ZM130 246V247H131ZM240 246H242V245H240ZM133 247H136V246H133ZM138 247V246H137ZM218 247V246H217ZM223 247V245L221 246V248ZM235 246L233 247V249H235L236 248ZM201 248H204V247H201ZM206 248V247H205ZM204 248V249H205ZM208 248V247H207ZM221 248H217L216 250H218L219 252H217V253H215L214 251H213V253H215V255L217 256V258H218V256H221V255H223V254H221V253H223L222 252V250H221V252H220V249ZM226 248V249H227ZM239 249H238V251H240V252H238V257H239V259L238 258H236V259H238V260H236L235 258H234V264H237L235 261H237L238 263H239V260H240V257L241 258H243L242 260H244L245 258H246V256H242V254L243 253H241V251L242 250H240V249H243L242 247L240 248V247H238ZM131 249V248H130ZM134 249V248H133ZM140 249H138V250H140ZM198 249L200 250V247H198ZM203 249V250H204ZM214 249H215V247H214ZM223 249V248H222ZM138 250H137V252H138ZM159 250V249H158ZM161 250H162V248H161ZM207 250V249H206ZM213 250V249H212ZM249 250V249H248ZM247 250V251H248ZM128 250H126V252H127ZM132 251V250H131ZM130 251V252H131ZM174 252H175V255H176V251L175 250H173ZM173 251H171V254H170V252L168 253V255H173ZM227 251V250H226ZM225 251V252H226ZM232 251H236V249L235 250H231L230 251V249L228 250V252L230 253V255H232V253H234V252H232ZM247 251H246V254H247V258H248V253H247ZM129 252V251H128ZM136 252V253H137ZM193 252V251H192ZM192 252H191V254H192ZM244 252V251H243ZM140 253H138V255L140 254ZM158 252H156V254H157ZM184 253V252H183ZM190 253V252H189ZM227 253V252H226ZM11 253H7V252H5V253H2V256H1V258L2 259H7L8 257L7 256H9ZM134 254V253H133ZM156 254H154L153 256H152V258L150 259V261L151 262H153V263H157L158 264V260H159V258H162V256L161 255H156ZM159 254H163V251L161 252L160 251V253ZM188 254V253H187ZM211 254V253H210ZM244 254H245V252H244ZM245 254V255H246ZM127 255V254H126ZM140 255V256H141ZM180 255V254H179ZM182 256H184L185 254H181ZM181 255H180V257H181ZM215 255L214 256H212V257H215ZM235 255H237V254H235ZM207 256V255H206ZM7 257V258H6ZM128 257H130V255L128 256ZM135 257V256H134ZM166 257H169V256H166ZM174 257V258H173ZM193 257V256H192ZM203 257V256H202ZM208 257V256H207ZM230 258H227V260L229 259H232L233 260V258H231V256H229ZM170 258V257H169ZM171 258H173V260L175 259H177V256H172ZM216 258V257H215ZM220 258H222V256L220 257ZM1 259V260H2ZM139 259H140V257H139ZM138 259V260H139ZM153 259V260H152ZM163 259V258H162ZM168 259V258H167ZM180 259H182V257L180 258ZM183 259H184V257H183ZM194 259V258H193ZM251 259V258H250ZM161 260V259H160ZM185 260V259H184ZM195 260V259H194ZM200 260H203V258L202 259H200ZM208 260H209V258H208ZM213 260V262L211 263V264H213L214 263V259H212ZM211 260V261H212ZM219 260V259H218ZM228 260V262H229V264H233L232 263V261L230 260L229 261ZM169 261V260H168ZM206 261V260H205ZM245 261H246V259H245ZM162 262V260L160 261V263ZM210 262V261H209ZM209 262H208V264H209ZM217 262H219V261H217V259H216V261H215V264H217ZM221 262V261H220ZM225 263H223V264H227L226 263V260L224 261ZM253 262V261H252ZM191 263V258L189 257L188 259H187V261L185 260V264H190ZM200 263H201V261H200ZM199 263V264H200ZM162 264V263H161ZM195 264V263H194ZM240 264V263H239ZM247 264H250V263H247Z\"/></svg>","mask_w":264,"mask_h":264}]
</instances>
